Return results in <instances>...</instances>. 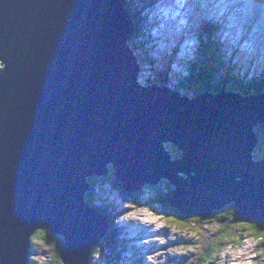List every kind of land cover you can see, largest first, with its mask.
<instances>
[{"label": "water", "instance_id": "95a60500", "mask_svg": "<svg viewBox=\"0 0 264 264\" xmlns=\"http://www.w3.org/2000/svg\"><path fill=\"white\" fill-rule=\"evenodd\" d=\"M133 33L124 0H0V264H28L39 230L62 238L61 264H90L103 177L124 196L167 181L182 217L233 205L264 222V93L143 85Z\"/></svg>", "mask_w": 264, "mask_h": 264}, {"label": "rangeland", "instance_id": "374dc122", "mask_svg": "<svg viewBox=\"0 0 264 264\" xmlns=\"http://www.w3.org/2000/svg\"><path fill=\"white\" fill-rule=\"evenodd\" d=\"M124 1L126 6H129V12L132 14V17H130V15L129 17L132 19L133 30L135 28L134 24L138 23L139 26L134 38V41L138 43V59L141 61V57L148 52L152 59L155 60L154 66L158 68V70H162L165 67V64L160 55L165 54L168 56L174 51L172 53L173 57H171L172 64L170 63L168 73L165 74L168 77L169 86H176L178 78L187 77L189 68L183 58L187 61L196 62L198 58L197 51L199 52L202 47L201 43L207 41L206 43L208 44L210 40L217 44L216 47L218 50L220 49L219 55L223 56L221 59L233 63L241 76H246L247 79L256 78L258 81L261 78L264 79V50L258 48L257 55H254L255 53L253 50L257 48L251 47L252 52L244 53L245 41L243 43L237 32L236 40L235 35L234 38L231 37L227 30H215V27L207 28L211 31L210 35L206 33L204 31V25L207 20L205 19L211 21L215 26L217 25V19H212L210 17V15L214 13L211 8L197 5L195 3L197 0L188 1L190 4V16L181 17H175L176 11L169 3V0ZM235 1L237 3L239 2V0H226L227 7H233ZM151 2H154V5H152ZM252 3L254 4L255 2ZM252 3L250 1H243L241 6L246 10H251L249 8L252 7ZM167 8L170 10V18L168 19L169 23H167V17H165L167 14L169 15ZM161 14L162 16H160ZM138 15L144 17V20L138 22L137 18H135V16L138 17ZM234 26H236L238 30L241 29V26L237 21L234 23ZM180 36L184 37V41L177 40V37ZM211 37L213 39H211ZM246 39H248V37H246ZM141 44L143 47H141ZM258 44H260V40L258 41ZM216 47H211L212 51L216 50ZM184 54L187 56H184ZM220 67L223 71L224 63H221ZM145 68L147 70L146 72H143L142 70ZM149 68V64L143 63L141 69L142 75L140 77V82L143 85H149L146 84L147 78L152 80V75L154 73L153 69H151L152 71H149ZM172 87L170 88L174 89ZM176 92L178 93V91ZM179 93L183 95L182 92ZM191 95L192 93L189 91V93L184 96L192 98ZM258 127L259 126H257V128ZM259 129L262 131V128ZM263 133L262 140L259 141V144L253 151L255 153V159L264 158ZM171 147L172 145H167V149L174 155V152L177 151L174 147ZM174 158H177V156H174ZM161 182L159 183L158 188L152 189L147 187L139 193L140 197L136 204L128 197L121 195L116 191L113 188L114 185L111 183L110 179L94 180V189L92 191H95V198H92L94 202L93 204L95 206L101 205L105 211L110 212L114 217L112 223L118 237V245L121 249V251H118L120 257L119 261L115 260L113 255L109 257L108 255H110V253L106 250L98 256H94L95 264H195L202 253L209 248H211L210 255L213 254L209 264H255V262L261 260L264 262V251L262 248L264 245L260 246L264 239L261 240L254 237L248 228H244L242 225H235L236 223H234L233 219L230 220L229 216V218L221 224L220 222L225 219L223 216L226 215L225 213L220 214L217 220L212 219V215L208 219L202 218L197 221L189 220L190 222L187 224L172 218H162L161 214L158 215V210L155 209L154 212L153 210H150V207L146 205V201L154 199L157 192L159 193V190L165 195L166 192L169 191V186L166 187L168 184H166L167 181L163 183ZM160 206L162 205H159V207L157 205L156 207H158L159 210H162L163 206ZM229 209V206H226L218 211V213ZM185 218L196 219V217ZM155 220L160 226V230L157 233V247H159V249L152 253L154 250L150 251L152 249L151 246L153 245L151 244L149 251H147V249L146 251L141 250L143 251V254H139L137 251L135 252L137 249L136 245H140L148 239L138 236L134 243L132 235V233H135L134 228L139 227L138 222H148L151 224V221L153 223ZM128 224L131 226L134 225V227L131 228ZM154 225L155 228H152V231L157 227V224ZM226 225L231 228L233 227L234 230L231 231L230 229L231 232H222L221 230L224 228L223 226ZM119 242H121V244ZM216 242L223 247L219 249L220 246ZM211 244H214L213 248ZM122 246H124L123 250ZM96 247L99 248V245Z\"/></svg>", "mask_w": 264, "mask_h": 264}, {"label": "trees", "instance_id": "16d2710c", "mask_svg": "<svg viewBox=\"0 0 264 264\" xmlns=\"http://www.w3.org/2000/svg\"><path fill=\"white\" fill-rule=\"evenodd\" d=\"M152 5H154V2H151ZM127 11L129 12V6H126ZM130 17H132L131 13L129 12ZM137 15V13H136ZM137 18L138 22H141L144 20V17H141V15L135 16ZM207 25H205L206 27ZM210 26V25H208ZM134 33L131 37V49L134 52V54L139 57L138 55V43L134 41V38L136 36L137 29L139 28L138 23L134 24ZM204 27V31L208 33L209 35L211 34V31L207 29V27ZM210 28V27H209ZM211 39H213L211 37ZM207 41H203L201 43V49L198 52V58L196 62H187L188 64V74L187 77L184 78H178V83L176 86H169L168 85V77L165 75L168 73V69L170 67V61L165 57V54L162 55L163 62L165 64V67L162 70H158L155 65V60L152 59V57L149 55V53H145L144 56H142L141 61L139 60L140 67L142 68L143 63L149 64L150 68L148 69L149 71H152L153 69V75H152V80L150 78H147L146 84L152 85V84H157L159 86H169L174 88L176 91L182 92L183 95L188 94L189 91L192 93V97L196 96L197 94H200L202 92H210V93H219L220 91L227 90L230 92L238 91L243 95H257L258 93H264V79H259V81L256 78H249L245 80L244 76H241L238 73V69L235 67V65L231 62H226L223 61L221 58L223 56L219 55V50L216 47L217 44L214 43L212 40L208 44L206 43ZM216 47V50L212 51L211 47ZM141 47L142 44H141ZM146 52V51H144ZM224 63V70H221L220 64ZM236 68V69H235ZM144 70H147L146 68L143 69V72H146ZM154 81V82H153ZM177 88V89H176ZM255 127L254 131L255 134L258 136L259 140H262V133L264 131V124H260ZM259 128H262V131H260ZM260 133V134H259ZM264 134V133H263ZM173 147V146H172ZM171 147V148H172ZM170 148V150H171ZM174 155L177 156V152H174ZM103 180H106L108 178L103 177ZM97 180V179H96ZM93 180H90V192L87 194V202L90 204L91 207L96 208L98 212H100L108 221V232L106 237L102 240V242L99 244L98 247H94L92 249L91 253V259H90V264H95V259L94 256H98L100 253L103 251H108L111 257L113 255V258L115 260L120 259L119 253H118V237L116 235V230L113 226L112 220L114 217L111 215L110 212L105 211V209L101 205H94L92 198H95V191L93 192L92 190L94 189L93 187ZM163 183V182H161ZM114 185V189L118 191L120 194H122L121 189L118 185ZM159 190V193L157 192L156 197L154 199H149L146 201V205H150L151 208L156 209L159 211L158 215L161 214L162 218H172L177 221H182L183 223H189V220L197 221L201 220V218H196V219H190V218H185L179 215V213L168 206L167 204V198L169 196L170 192H166V195L162 193V191ZM171 191V190H170ZM124 195V194H122ZM139 195V194H138ZM138 195H126L128 196L129 199H131L134 202L138 201ZM130 196V197H129ZM140 197V195H139ZM158 205H162V210H159ZM233 207V205H229V208ZM235 208V207H234ZM230 210V209H229ZM227 211H225V214ZM220 214L215 211L213 213L212 219L217 220L218 216ZM225 218V215H223ZM229 217H231L229 215ZM235 225H242L244 228H248V230L251 232L254 237L259 238V239H264V222H244L238 219L237 217V210L235 209L234 215L232 216ZM219 220V219H218ZM222 232H229L225 226H223ZM232 230V228H229ZM121 231V229H120ZM230 231V232H231ZM121 244V242H119ZM218 243V242H216ZM63 240L59 236L52 235L48 231L45 230H39L37 231L32 239H31V246H30V257H29V263L28 264H61L60 258H59V251L60 248L62 247ZM219 249L223 247L220 245ZM264 245V241L261 243L260 246ZM214 247V244L212 245V248ZM263 251H264V247ZM218 249V250H219ZM99 252H98V251ZM211 248L207 249L202 255L200 256L199 260L196 261L195 264H209L210 260L213 257V254L210 255ZM116 256V257H115ZM43 260V261H42ZM42 261V262H41ZM109 261V260H108ZM112 261V260H111ZM262 261V262H261ZM259 262H255V264H264L263 260ZM113 262V261H112ZM111 262V263H112Z\"/></svg>", "mask_w": 264, "mask_h": 264}, {"label": "bare ground", "instance_id": "6f19581e", "mask_svg": "<svg viewBox=\"0 0 264 264\" xmlns=\"http://www.w3.org/2000/svg\"><path fill=\"white\" fill-rule=\"evenodd\" d=\"M247 2V1H246ZM258 2H261L260 0H258ZM244 4H245V2H244ZM249 5V4H248ZM167 11H170V10H168V8H167ZM128 12V11H127ZM160 16H162V14L160 15ZM165 17H167V23H169V21H168V19L170 18V13H169V15L167 14V16H165ZM239 17V16H238ZM227 19V18H226ZM231 21V20H230ZM166 23V24H167ZM239 35L238 36H240L239 38L243 41V43H244V41H245V45H244V53H249L250 51L252 52V49H251V47H256L257 45H253V43L251 42V40H250V38H252V34H250L248 31H239V30H237L236 31ZM251 36V37H250ZM225 37V36H224ZM246 37H248V39H246ZM250 37V38H249ZM226 39V38H225ZM230 40V39H229ZM248 40V41H247ZM149 41V40H148ZM239 41V40H238ZM155 45V44H154ZM153 45V46H154ZM153 50V49H152ZM147 51V50H146ZM254 51V55H257L256 53L258 52V49H255V50H253ZM148 53V52H147ZM140 216H142V215H140ZM143 217V216H142ZM144 223H147V224H144ZM138 224H139V227H135L134 228V231H135V233H132V235H133V238H134V243H135V239L138 237V236H140L141 238H143V237H145L146 239H148L146 242H144V243H142V244H140V245H136V250H135V252L137 251V253H139V254H143V251H141V250H145L146 251V249H147V251H149V249H150V246H151V244H153L152 246H151V250L150 251H152V250H154V251H152V253L153 252H155L156 250H158L159 249V247H157V242H158V240H157V233L159 232V230H160V226L158 225V223H157V221L155 220L153 223H152V221H151V224L150 223H148V222H138ZM154 224H157V227H156V229L155 230H153L152 231V228H155V225ZM129 226H131L130 224H128ZM134 227V225H132L131 226V228H133ZM33 237V236H32ZM32 239V238H31ZM212 245V244H211ZM127 259V258H126ZM126 259H123V260H126ZM122 260V261H123ZM128 260V259H127ZM142 260V259H141ZM144 262V261H143ZM227 264H230V263H227Z\"/></svg>", "mask_w": 264, "mask_h": 264}, {"label": "flooded vegetation", "instance_id": "af4514ba", "mask_svg": "<svg viewBox=\"0 0 264 264\" xmlns=\"http://www.w3.org/2000/svg\"><path fill=\"white\" fill-rule=\"evenodd\" d=\"M147 188V187H146ZM225 211H227V213H226V215H225V219L227 220L229 217V215L231 216L230 217V220H231V218H233L232 216L234 215V211H235V208H234V206L233 207H231L230 206V210H224V211H222L221 213H219V214H222V213H225ZM224 220V219H223ZM234 223H235V221H234ZM228 230H230L229 228H231L230 226H228V225H226L225 226Z\"/></svg>", "mask_w": 264, "mask_h": 264}]
</instances>
